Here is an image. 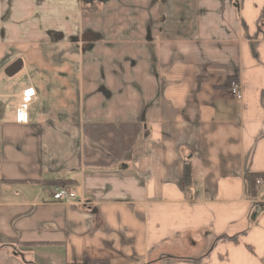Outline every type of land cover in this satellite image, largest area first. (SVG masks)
I'll list each match as a JSON object with an SVG mask.
<instances>
[{
	"label": "crops",
	"instance_id": "obj_1",
	"mask_svg": "<svg viewBox=\"0 0 264 264\" xmlns=\"http://www.w3.org/2000/svg\"><path fill=\"white\" fill-rule=\"evenodd\" d=\"M248 173L264 0H0V264H264Z\"/></svg>",
	"mask_w": 264,
	"mask_h": 264
},
{
	"label": "built area",
	"instance_id": "obj_2",
	"mask_svg": "<svg viewBox=\"0 0 264 264\" xmlns=\"http://www.w3.org/2000/svg\"><path fill=\"white\" fill-rule=\"evenodd\" d=\"M230 91L235 98H240V88L236 82H231ZM35 98V90L33 87H27L21 91L18 104L16 106V122H28V109L33 99ZM255 184L261 189H264V178L258 177ZM53 201L61 203H71L77 200V195L74 191L66 186H58L54 188L52 194Z\"/></svg>",
	"mask_w": 264,
	"mask_h": 264
},
{
	"label": "trees",
	"instance_id": "obj_3",
	"mask_svg": "<svg viewBox=\"0 0 264 264\" xmlns=\"http://www.w3.org/2000/svg\"><path fill=\"white\" fill-rule=\"evenodd\" d=\"M258 177H264L263 174H260V173H248L247 176H246V179H247V186H248V192L249 194L254 195L255 194V180L258 178ZM51 184H55V185H61V184H69L70 182H66V181H61V182H58V181H53V182H50ZM190 183V165L189 163H185L184 164V184L187 186L188 184ZM95 263H104L102 261H99V262H92L90 264H95Z\"/></svg>",
	"mask_w": 264,
	"mask_h": 264
}]
</instances>
